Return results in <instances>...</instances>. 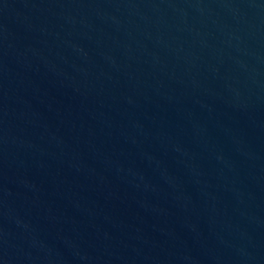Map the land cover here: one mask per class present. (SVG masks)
I'll use <instances>...</instances> for the list:
<instances>
[{
    "label": "water",
    "instance_id": "obj_1",
    "mask_svg": "<svg viewBox=\"0 0 264 264\" xmlns=\"http://www.w3.org/2000/svg\"><path fill=\"white\" fill-rule=\"evenodd\" d=\"M0 264H264V0H0Z\"/></svg>",
    "mask_w": 264,
    "mask_h": 264
}]
</instances>
